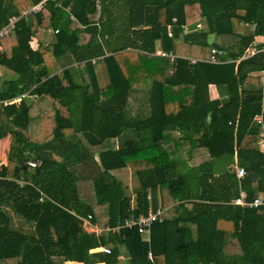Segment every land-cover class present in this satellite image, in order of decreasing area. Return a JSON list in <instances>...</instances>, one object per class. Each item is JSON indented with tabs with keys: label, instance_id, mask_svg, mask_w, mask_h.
<instances>
[{
	"label": "trees",
	"instance_id": "trees-1",
	"mask_svg": "<svg viewBox=\"0 0 264 264\" xmlns=\"http://www.w3.org/2000/svg\"><path fill=\"white\" fill-rule=\"evenodd\" d=\"M40 1L0 0V28ZM196 45L201 56L187 52ZM263 49L264 0H45L20 16L0 39V69L13 73L0 72V139L11 135L0 164V264H264V204L232 203L264 192L253 121ZM137 91L148 92L144 117L129 112ZM199 148L208 159L193 165ZM158 207L170 215L148 237L107 229ZM87 216L99 233L84 229ZM99 246L110 252H90Z\"/></svg>",
	"mask_w": 264,
	"mask_h": 264
},
{
	"label": "built area",
	"instance_id": "built-area-1",
	"mask_svg": "<svg viewBox=\"0 0 264 264\" xmlns=\"http://www.w3.org/2000/svg\"><path fill=\"white\" fill-rule=\"evenodd\" d=\"M44 2H45V0H41L37 4H34V5L26 8V9H24L23 12L19 16H15V15L11 16L8 23L5 26H3L2 28H0V39L4 35H6L10 30H12L14 28L15 22L18 20V18L20 16H26L31 12L39 11L43 7ZM255 51L256 50L254 48H250L247 50L245 56H250ZM217 52H218V50L216 48L211 49L212 54L210 56V62H214V63H220L221 62L220 58L216 55ZM156 54L162 55V56H170L171 58L175 56L172 53L165 52L161 49H158L156 51ZM195 61H196L195 58H190L191 63H193ZM259 78H260V81L262 84V95H261V104H260L261 108H260V111L254 115L253 121L259 127V136L257 139V145H258L260 150H264V69L261 70ZM28 95H29V92L27 91L23 94H20L18 97H14L12 99L2 100L1 104L7 105V104L12 103V102H18V100L21 97L28 96ZM33 97L35 98L36 95L34 94ZM36 163H37L36 161H31V160L28 161V164L30 166H35ZM0 164H2V162H0ZM233 167H234L236 176L238 178H241L245 174V170L243 169V167L238 166L237 164H234ZM41 199H42V196L40 197V200ZM232 203L236 204V205L248 207V208L258 207V206L264 204V192L260 193L258 196L254 197L252 200H247L245 198L243 192H241L238 197L233 199ZM165 211L166 210L164 207H158L156 209H149L145 215H139L137 217L124 218L122 220H119L115 224V226H113L111 228H107V229H111L112 232H119L120 229H122L124 227L135 226L139 232L145 234L148 237L149 229H150L152 222L161 221L164 217ZM81 219H82L83 227L86 231L96 232V233H99L101 231V228H99L96 224H92L90 222V216L81 217ZM95 251H102L105 253H109L110 249L105 247V246H99V247L90 249V252H95ZM147 257L150 259L152 258L151 251H148Z\"/></svg>",
	"mask_w": 264,
	"mask_h": 264
},
{
	"label": "rangeland",
	"instance_id": "rangeland-1",
	"mask_svg": "<svg viewBox=\"0 0 264 264\" xmlns=\"http://www.w3.org/2000/svg\"><path fill=\"white\" fill-rule=\"evenodd\" d=\"M49 34L50 36H52V32L49 31ZM33 46H36L35 43H32ZM189 49L190 50H186L188 53L190 54H194V56H201L200 52H201V46H191ZM48 57H51L52 59H49L48 61V65H50V70L51 72H54V71H58L57 68L58 67H55L57 65V63H55L54 61L52 60H55V58L51 55V56H48ZM54 66V67H51ZM97 70L100 74V78L102 79V81H105L106 79L108 80V75L106 74L105 70L103 69V67H101V65H99L97 67ZM7 70V69H6ZM0 72L3 74V76H8L9 74L12 75L13 73L11 71H8L6 72L5 71V68H1L0 69ZM9 73V74H8ZM252 79L249 78L247 79V82H254L256 81V76L255 75H251ZM106 78V79H105ZM142 99H144L145 101H147V93L144 92V91H137V92H134V93H131L130 96H129V112L132 114L134 113V111L136 110V106L137 104L139 106H146V103H143L142 102ZM30 100V99H29ZM51 125V123L49 122H40L38 121L37 124H36V128L37 129H41V130H47V128ZM193 153V152H192ZM208 159V154H207V151L204 150V149H196V153H193L192 155V158H191V163H193L194 165L195 164H199L200 162L202 161H205ZM233 167V165H232ZM234 168V167H233ZM119 175H121L122 177L124 176L125 179H127L126 182L130 183L129 184V187L131 188L133 185L136 184V182L134 180H132L131 178V173H129L128 171L126 170H123V172H120ZM134 187V186H133ZM105 208V207H104ZM106 210V208H105ZM105 210L103 211V216L106 217V212ZM169 210V209H168ZM11 217H12V222L15 226H19V227H24L25 226V223L24 221L22 220V218H20L18 215H16L12 210H8ZM166 214L170 215V211H166ZM102 217V219L104 218ZM100 221V220H99Z\"/></svg>",
	"mask_w": 264,
	"mask_h": 264
},
{
	"label": "crops",
	"instance_id": "crops-1",
	"mask_svg": "<svg viewBox=\"0 0 264 264\" xmlns=\"http://www.w3.org/2000/svg\"><path fill=\"white\" fill-rule=\"evenodd\" d=\"M258 40L261 41L262 38H259ZM250 83H252V82H246V84H250ZM146 93H147V101L142 99V102L146 103V106H139L137 104L136 110L134 111V113H132L133 116L138 115V116L144 117L149 113L148 92H146ZM210 93H211V97H213V98L217 97V91L214 89V87L210 88ZM10 143H11V135L9 133L0 139V162H2L3 164H7V155H8V151L10 148ZM199 149L201 150L203 148H199ZM193 153H196V149L193 151ZM193 153H192V155H193ZM66 262H64V264ZM72 262H76V261H72ZM76 263L78 264L79 262H76ZM79 264H82V263H79Z\"/></svg>",
	"mask_w": 264,
	"mask_h": 264
},
{
	"label": "water",
	"instance_id": "water-1",
	"mask_svg": "<svg viewBox=\"0 0 264 264\" xmlns=\"http://www.w3.org/2000/svg\"><path fill=\"white\" fill-rule=\"evenodd\" d=\"M213 39H214V33H209L207 38V43L211 44L213 47L220 49V46L216 42H214Z\"/></svg>",
	"mask_w": 264,
	"mask_h": 264
}]
</instances>
